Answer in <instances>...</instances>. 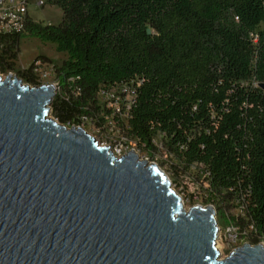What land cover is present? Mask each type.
Wrapping results in <instances>:
<instances>
[{
	"label": "trees",
	"instance_id": "16d2710c",
	"mask_svg": "<svg viewBox=\"0 0 264 264\" xmlns=\"http://www.w3.org/2000/svg\"><path fill=\"white\" fill-rule=\"evenodd\" d=\"M58 23L21 14L0 27V71L41 83L37 56L16 68L21 38L50 41L60 91L51 112L61 122H117L120 134L162 162L174 177L194 173L222 219L256 243L264 238V0H43ZM149 29V30H148ZM120 101L125 122L108 101ZM126 105V107H125ZM111 117V118H110ZM159 137L160 146L155 142ZM232 199L242 214L227 215Z\"/></svg>",
	"mask_w": 264,
	"mask_h": 264
},
{
	"label": "water",
	"instance_id": "95a60500",
	"mask_svg": "<svg viewBox=\"0 0 264 264\" xmlns=\"http://www.w3.org/2000/svg\"><path fill=\"white\" fill-rule=\"evenodd\" d=\"M54 94L0 73V264H264L261 242L222 256L212 203L184 209L157 163L50 116Z\"/></svg>",
	"mask_w": 264,
	"mask_h": 264
},
{
	"label": "rangeland",
	"instance_id": "374dc122",
	"mask_svg": "<svg viewBox=\"0 0 264 264\" xmlns=\"http://www.w3.org/2000/svg\"><path fill=\"white\" fill-rule=\"evenodd\" d=\"M26 8L28 14L32 16V18L41 21L42 23H58L62 18V10L56 4H50V3L39 4L38 0H28ZM19 47L20 50L16 61V68H22L28 66L37 56L40 55L46 56L47 58H49L47 60H50L52 63H55L57 65L60 64L62 59L66 56L63 51L56 50L52 42L50 41L43 42L39 38L34 36L21 38ZM8 72L9 71H4V72L0 71L2 76H5ZM11 72L15 73L18 77H20L17 74L16 70H11ZM49 76H50L49 78L41 80V83L54 81L56 79V74H54V70L51 71ZM23 81L28 82L24 79ZM29 83L33 84L31 82ZM59 91L60 88H56L54 96ZM127 96H128L127 98H129V94ZM125 102H128V100H125ZM111 109H116L115 103L112 104ZM116 111L121 116V120L124 123L126 117L120 105L119 108L117 107ZM49 114L50 116L56 118L51 111L49 112ZM58 121L61 122L60 120ZM80 125L88 133L93 135L95 139H97L100 143H103L105 145L108 144L112 145L111 149L114 150L116 155L120 153L122 154L123 152H126L130 149H134L138 153L140 158L147 159L148 161L157 163L159 167L163 169L168 175L174 190L180 194L183 201L184 209H188L192 204H196V203H200L202 205H206L210 203L205 199L206 193L204 186L206 185V183H202L199 177L197 176L195 177L194 173L181 174L180 176L174 177L173 175H171V173H169L165 169V164L162 162V160H165L167 158V155L165 154L164 152L165 150L162 147H160L159 150L155 152L153 155H150L146 150L140 148L138 144L134 141V139L126 136L125 134L121 133L120 137H117L118 140L114 141L113 136H117V131H118L117 122H115L114 120L108 122V127H103V128H100L91 120H88ZM155 142L160 146L159 137L155 138ZM233 202L234 201L232 199L229 200L224 199L223 203L221 204V209L224 210V212L227 215L242 214L239 207L235 206ZM214 208L216 210L215 215L217 219V224L220 228L218 237L219 236L221 237L218 238L217 244H218V248L221 251V255L225 256L234 247L248 240L240 237L234 239L232 233L228 231V227L230 226V224L220 217L219 212L217 211L218 209L215 205Z\"/></svg>",
	"mask_w": 264,
	"mask_h": 264
},
{
	"label": "built area",
	"instance_id": "2783aa9c",
	"mask_svg": "<svg viewBox=\"0 0 264 264\" xmlns=\"http://www.w3.org/2000/svg\"><path fill=\"white\" fill-rule=\"evenodd\" d=\"M27 3H28V0H0V27L3 29H8L11 27L18 26V19L20 15L24 14V12L27 11V8H26ZM38 3L43 4V0H38ZM53 70H54L53 63L50 60L43 59V58H37L35 60L34 71L37 73L40 80L49 78L50 77L49 75L51 71ZM52 83L55 85V89L60 88L57 78L54 81H52ZM122 91H123V94H116L114 101H111V100L108 101V104L110 106H112V104L115 103L116 109H117V107L119 108L120 101L122 100L123 102L125 100H128V102H126V105L129 104V99L127 98L128 97L127 95L129 94L128 90L123 88ZM75 125H80V124H75ZM114 141L116 140L114 139ZM107 146H109L110 149L112 148L111 147L112 145L110 144H108ZM111 150L113 151L114 154H116L113 149ZM118 155H121V153ZM229 224L230 226L228 227V231L232 233L233 238L236 239L240 237L241 231L238 229V227L234 225L233 223H229ZM258 242H261L264 245V238Z\"/></svg>",
	"mask_w": 264,
	"mask_h": 264
},
{
	"label": "bare ground",
	"instance_id": "6f19581e",
	"mask_svg": "<svg viewBox=\"0 0 264 264\" xmlns=\"http://www.w3.org/2000/svg\"><path fill=\"white\" fill-rule=\"evenodd\" d=\"M217 246H218V244H217Z\"/></svg>",
	"mask_w": 264,
	"mask_h": 264
}]
</instances>
